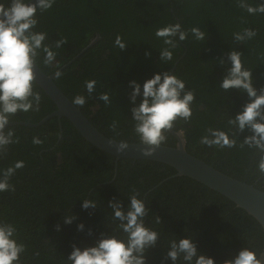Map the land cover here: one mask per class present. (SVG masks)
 Masks as SVG:
<instances>
[{"label":"trees","instance_id":"trees-1","mask_svg":"<svg viewBox=\"0 0 264 264\" xmlns=\"http://www.w3.org/2000/svg\"><path fill=\"white\" fill-rule=\"evenodd\" d=\"M2 33L48 75L68 64L55 83L107 137L176 146L168 98L189 153L264 191V0H43ZM55 110L0 53V130ZM115 159L67 118L0 133V264H258L246 211L159 162L113 181Z\"/></svg>","mask_w":264,"mask_h":264},{"label":"water","instance_id":"water-1","mask_svg":"<svg viewBox=\"0 0 264 264\" xmlns=\"http://www.w3.org/2000/svg\"><path fill=\"white\" fill-rule=\"evenodd\" d=\"M43 0H31L18 8L4 10L0 14V53H6L17 60L26 71L28 77L35 81L39 87L52 99L56 110L40 122H12L7 126L23 125L39 127L49 119L58 117L67 118L79 133L99 150L113 155L116 160L130 159L141 161H154L172 167L178 176H185L208 187L230 201L238 208L251 215L262 227L264 233V191L255 185L236 179L214 166L208 164L186 149L185 138L181 131L169 127L177 137L176 146L163 144L123 142L111 139L104 135L83 113V111L58 87L54 75L46 74L37 62L20 46L4 37V26L20 17H23L41 7ZM101 36H98L89 46H93ZM168 110V124L170 125V108ZM5 127L3 128V130ZM258 264H264V249L259 257Z\"/></svg>","mask_w":264,"mask_h":264},{"label":"flooded vegetation","instance_id":"flooded-vegetation-1","mask_svg":"<svg viewBox=\"0 0 264 264\" xmlns=\"http://www.w3.org/2000/svg\"><path fill=\"white\" fill-rule=\"evenodd\" d=\"M31 1V0H30ZM28 3V2H27ZM20 6H22V5H19V6H16V7H13V8H18V7H20ZM13 8H11V9H13ZM1 9V8H0ZM4 10H9V9H2V11H1V13H3L4 12ZM0 13V14H1ZM92 46H86V48L83 50V52H85L86 50H88L89 48H91ZM83 52H81L80 53V55L83 53ZM78 57H76L75 59H73L72 61H70V63H69V65L70 64H72L76 59H77ZM38 64V63H37ZM54 67H55V65H53ZM68 66V64H66L62 69H59L58 71H54V73H53V75H54V77L58 74V73H60L61 71H63L66 67ZM168 93H169V91H168ZM168 105H169V99L167 98V107H168ZM45 118V117H44ZM43 119V118H42ZM41 119V120H42ZM40 120V121H41ZM39 121V122H40ZM170 123H171V120H170ZM8 125V124H7ZM7 125H4V127H5V129L7 128V127H9V126H7ZM3 127V128H4ZM27 127H30V126H27ZM167 127H168V129H169V127H172V124H168V120H167ZM3 128H2V130H0V133H2L4 130H3ZM34 128H37V127H34ZM169 131H170V133H171V135L173 136V138L175 139V141L177 142V144H178V139H177V137L171 132V130L169 129ZM62 137V136H61ZM61 137H60V139H61ZM185 138V137H184ZM60 141V140H59ZM185 144H186V141H185ZM113 164H114V174H113V178H112V180L113 181H115L116 179H117V172H118V169L120 168V165H119V161L118 160H114L113 161ZM124 167V166H123ZM175 176V177H174ZM177 177H180V176H178L177 175V173L175 174V175H173L171 178H177ZM92 192V191H91ZM105 206V205H104ZM119 211V210H118ZM106 228H108L107 226H106Z\"/></svg>","mask_w":264,"mask_h":264}]
</instances>
